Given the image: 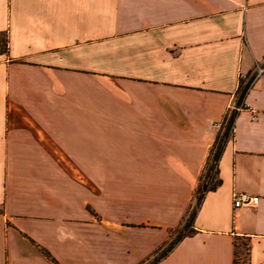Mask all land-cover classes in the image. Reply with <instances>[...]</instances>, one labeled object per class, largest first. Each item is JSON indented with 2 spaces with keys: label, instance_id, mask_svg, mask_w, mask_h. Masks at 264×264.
Wrapping results in <instances>:
<instances>
[{
  "label": "crops",
  "instance_id": "1",
  "mask_svg": "<svg viewBox=\"0 0 264 264\" xmlns=\"http://www.w3.org/2000/svg\"><path fill=\"white\" fill-rule=\"evenodd\" d=\"M0 35V264H264V0H0Z\"/></svg>",
  "mask_w": 264,
  "mask_h": 264
},
{
  "label": "rangeland",
  "instance_id": "2",
  "mask_svg": "<svg viewBox=\"0 0 264 264\" xmlns=\"http://www.w3.org/2000/svg\"><path fill=\"white\" fill-rule=\"evenodd\" d=\"M0 38L2 40H4V35H0ZM230 125H228L227 121L226 124L224 125V127L221 129L220 134H218V139L216 140V144L214 147V150L211 152L210 158L208 159V162L206 163L200 178H199V183L198 186L196 188L195 194H194V199H193V203L191 205V207L188 210V213L186 214L185 220L182 224V227L179 228L178 232L175 235V238H179L181 235L185 234V233H189L190 231H192V229L189 227V224L192 220L193 214L196 211V208L198 207V204L200 203V199L202 198L203 194L205 193L207 188H210L214 183H215V179H216V174L213 175V170L215 168V161L213 158V155L215 152H218L220 149V146L222 144V140L224 139L225 136H229L230 135ZM213 176V178H212ZM213 179L211 181V183L207 182L208 179ZM209 183V184H208ZM167 249V247H166ZM243 249H240V251H242ZM165 250H162L159 252L158 255L155 256L154 259H157L160 257V255L164 252ZM241 253V252H240ZM243 255V253H241ZM148 264V263H147Z\"/></svg>",
  "mask_w": 264,
  "mask_h": 264
},
{
  "label": "built area",
  "instance_id": "3",
  "mask_svg": "<svg viewBox=\"0 0 264 264\" xmlns=\"http://www.w3.org/2000/svg\"><path fill=\"white\" fill-rule=\"evenodd\" d=\"M259 79H264V56L261 60L255 61L254 67L249 74H240V80H245L246 89L252 87ZM215 171L216 169L214 168L212 173L213 175ZM212 178L208 179L207 182L211 183L213 180ZM258 201V196L249 194L247 192H234L232 194V203L234 209L243 206L254 207L258 204Z\"/></svg>",
  "mask_w": 264,
  "mask_h": 264
},
{
  "label": "trees",
  "instance_id": "4",
  "mask_svg": "<svg viewBox=\"0 0 264 264\" xmlns=\"http://www.w3.org/2000/svg\"><path fill=\"white\" fill-rule=\"evenodd\" d=\"M5 44L2 42V41H0V51H4L5 50ZM227 123H228V125H230L231 124V116H230V118L227 120ZM219 152V151H218ZM218 152H215L214 153V155H213V158H214V161H216V159H217V156H218ZM215 187V184H213L210 188H207L206 189V191L207 190H210V189H213ZM201 200V199H200ZM196 212V211H195ZM195 212H194V214H193V217H194V215H195ZM192 217V218H193ZM171 246V245H170ZM169 248V247H168ZM241 248L243 249L242 251H235V259H234V264H240L239 263V258L237 257L238 256V253H243V257L245 258L246 256H247V254H248V244L247 243H243L242 244V246H241ZM168 251V249L166 250V251H164L163 253H162V255H164L166 252ZM161 255V256H162ZM155 260H157V259H155ZM245 260V259H244Z\"/></svg>",
  "mask_w": 264,
  "mask_h": 264
}]
</instances>
